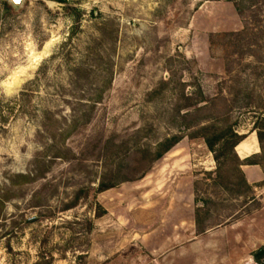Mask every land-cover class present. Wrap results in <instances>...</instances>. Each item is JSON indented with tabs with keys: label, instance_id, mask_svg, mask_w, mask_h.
<instances>
[{
	"label": "rangeland",
	"instance_id": "obj_1",
	"mask_svg": "<svg viewBox=\"0 0 264 264\" xmlns=\"http://www.w3.org/2000/svg\"><path fill=\"white\" fill-rule=\"evenodd\" d=\"M5 3L0 264H35L41 254L53 264H243L264 246V180L248 184L233 154L217 163L172 112L185 94L210 107L198 118L259 145L264 0H29L21 10ZM67 7L82 13L77 31ZM91 84L105 92L90 122L60 142L64 158L43 179L11 186L51 145L45 113L64 129ZM181 133L140 177L148 165L140 152ZM118 158L126 168L114 181L132 180L99 193ZM255 160L264 172L261 150Z\"/></svg>",
	"mask_w": 264,
	"mask_h": 264
},
{
	"label": "trees",
	"instance_id": "obj_2",
	"mask_svg": "<svg viewBox=\"0 0 264 264\" xmlns=\"http://www.w3.org/2000/svg\"><path fill=\"white\" fill-rule=\"evenodd\" d=\"M6 7L10 6L5 3ZM66 12L69 16L74 17L75 31L80 29L82 13H79L74 7H67ZM78 73V70L75 71ZM102 73V72H101ZM87 74V73H86ZM78 75V74H77ZM82 89L83 98H88L87 102L79 103V109L73 111L68 122L65 120L66 127L59 129L54 125L58 124L59 121L54 119L53 114L45 113V122L43 123L44 133L49 136L51 145H48L42 154L35 159L33 164V171L30 174L23 175L17 174L10 177L9 182L11 186H16L18 184H29L31 182L43 179L46 174V169L51 165L52 162L64 158V150L60 148V142L65 141L69 138L73 132L78 130L81 126L87 125L92 116V111L96 104L102 100L103 93L105 89L100 86L84 87ZM182 100L186 103L184 105H177L172 110L173 114L181 119L182 130L190 132L189 138H203L205 143L211 153L214 154V159L218 163L221 156L234 155L240 166L243 165H253L260 166L261 163L256 161L258 155L252 156L244 161H240L236 154V147L242 143L245 139V135H241L236 131H233L231 127H219L215 118L200 119L198 116L204 111L210 109L208 105L200 107L195 105L192 101V97L182 95ZM212 107V106H211ZM54 122V123H53ZM255 132L257 140L260 146L261 154L264 153V118L255 125ZM183 136L181 134L173 135L159 141L154 149H146L140 152L142 162L147 163L146 170L141 174L140 177L145 176L147 171L151 166L164 158L167 154L172 152L174 148L181 142ZM63 147V145L61 146ZM119 158L117 159V161ZM117 166L109 170V173H105L98 186V192L102 193L116 187L121 182H126L132 180V178H124L122 181H114L113 178H117L124 170L125 166L120 160ZM129 167V166H128ZM46 168V169H45ZM245 182V181H244ZM74 202L72 205L68 206L67 210L74 208L77 205ZM1 203V202H0ZM253 260L256 264H262L264 260V246L252 254ZM53 257L41 254L38 261L35 264H53Z\"/></svg>",
	"mask_w": 264,
	"mask_h": 264
},
{
	"label": "crops",
	"instance_id": "obj_3",
	"mask_svg": "<svg viewBox=\"0 0 264 264\" xmlns=\"http://www.w3.org/2000/svg\"><path fill=\"white\" fill-rule=\"evenodd\" d=\"M240 147H242L241 152H239ZM259 152L260 148L255 140H245L236 147V154L240 161L258 155ZM240 170L244 174L247 183L250 185L264 180V172L259 166L243 165L240 167ZM252 254L253 252H251L250 256L243 262V264H255Z\"/></svg>",
	"mask_w": 264,
	"mask_h": 264
},
{
	"label": "water",
	"instance_id": "obj_4",
	"mask_svg": "<svg viewBox=\"0 0 264 264\" xmlns=\"http://www.w3.org/2000/svg\"><path fill=\"white\" fill-rule=\"evenodd\" d=\"M9 5H11L14 9L16 10H21L26 3L29 0H5ZM47 4L50 6L51 4H53L52 2H47ZM14 90V89H13Z\"/></svg>",
	"mask_w": 264,
	"mask_h": 264
},
{
	"label": "bare ground",
	"instance_id": "obj_5",
	"mask_svg": "<svg viewBox=\"0 0 264 264\" xmlns=\"http://www.w3.org/2000/svg\"><path fill=\"white\" fill-rule=\"evenodd\" d=\"M14 82H15V85H18L20 81H18L17 79H15ZM241 151H242V147L239 148V152H241Z\"/></svg>",
	"mask_w": 264,
	"mask_h": 264
}]
</instances>
